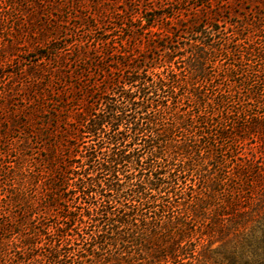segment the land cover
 Masks as SVG:
<instances>
[{"label": "trees", "instance_id": "16d2710c", "mask_svg": "<svg viewBox=\"0 0 264 264\" xmlns=\"http://www.w3.org/2000/svg\"><path fill=\"white\" fill-rule=\"evenodd\" d=\"M17 7L0 0V35ZM256 12L229 26L159 15L171 26L155 39L100 40L94 58L50 40L18 121L29 132L0 150V264H264Z\"/></svg>", "mask_w": 264, "mask_h": 264}, {"label": "rangeland", "instance_id": "374dc122", "mask_svg": "<svg viewBox=\"0 0 264 264\" xmlns=\"http://www.w3.org/2000/svg\"><path fill=\"white\" fill-rule=\"evenodd\" d=\"M8 1L18 6L15 10L20 11L22 6L25 11L12 14L14 19L0 35V150L5 149L4 143L10 144L13 139L24 138L29 132L28 128L24 133L18 121H26L24 114L31 95L32 74L49 65L41 56H48L46 46L50 40L54 42L51 44L65 49L66 54L75 51L73 45L84 44L94 58L97 57L96 49L102 47L100 40L114 39L115 42L126 43L130 49L136 48L137 42L127 38L134 31H138L137 35L144 39L143 45L147 44L150 38L155 39L159 34L156 33L158 26H171V23L161 21L157 16L170 15L174 11H181L183 19H205L209 15L218 23L228 26L246 16L250 20L259 17L257 10L264 15V6L259 4L263 0H212L208 3L204 0ZM148 19L152 20L150 24L155 22L154 33L142 29L146 28ZM181 41L186 39L181 38ZM89 63L92 69L80 64L79 72H84V75H87L86 71L97 73L96 62ZM50 66H54L53 62ZM70 80L77 86L81 84L75 78ZM45 84H48V77ZM33 147L36 152H42L37 144H33ZM36 155L39 153L35 154L38 157Z\"/></svg>", "mask_w": 264, "mask_h": 264}]
</instances>
